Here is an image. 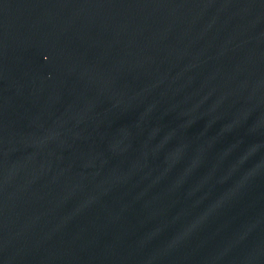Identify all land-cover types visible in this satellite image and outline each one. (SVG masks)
<instances>
[{
  "label": "water",
  "instance_id": "95a60500",
  "mask_svg": "<svg viewBox=\"0 0 264 264\" xmlns=\"http://www.w3.org/2000/svg\"><path fill=\"white\" fill-rule=\"evenodd\" d=\"M0 264H264V0H106Z\"/></svg>",
  "mask_w": 264,
  "mask_h": 264
}]
</instances>
